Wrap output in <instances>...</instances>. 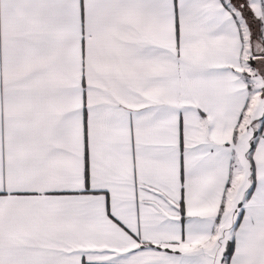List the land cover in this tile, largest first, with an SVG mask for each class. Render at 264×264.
Returning <instances> with one entry per match:
<instances>
[{"label":"snow or ice","instance_id":"1","mask_svg":"<svg viewBox=\"0 0 264 264\" xmlns=\"http://www.w3.org/2000/svg\"><path fill=\"white\" fill-rule=\"evenodd\" d=\"M0 264H264V0H0Z\"/></svg>","mask_w":264,"mask_h":264}]
</instances>
